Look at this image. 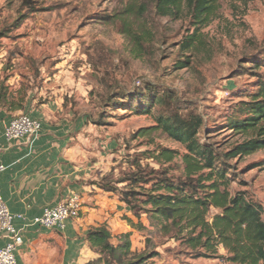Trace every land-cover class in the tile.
<instances>
[{
	"label": "rangeland",
	"instance_id": "rangeland-1",
	"mask_svg": "<svg viewBox=\"0 0 264 264\" xmlns=\"http://www.w3.org/2000/svg\"><path fill=\"white\" fill-rule=\"evenodd\" d=\"M23 1L0 0V86L5 95L0 107L16 117L36 116L63 135L67 157L80 173L81 193L91 188L97 196L101 189L96 185L117 181L136 161L145 172L163 168L179 178L185 147L162 131L138 137L160 116L172 114L170 108L183 118L200 116L204 126L198 139L218 153L250 139L224 125L237 105L248 101L246 91L264 83V53L254 55L264 50V0H218L201 31L203 44L193 53L180 51L192 31L188 19H127L130 0H34L38 8L25 7ZM122 17L127 19L123 25L114 20ZM187 56L197 67L178 70L176 64ZM165 92L179 104H171ZM117 99L119 106L112 104ZM162 149L177 152L172 163L161 166L147 159L146 153L159 155ZM227 167L231 194L242 192L264 209V148L230 160ZM110 202L114 214L105 218L116 237L126 227L121 222L126 208ZM142 219L148 231H133L132 247L142 252L150 239L149 249L160 254L155 264H229L218 258L225 255L222 249L208 257L184 250L146 216ZM49 259L28 263L63 264L54 251Z\"/></svg>",
	"mask_w": 264,
	"mask_h": 264
},
{
	"label": "trees",
	"instance_id": "trees-1",
	"mask_svg": "<svg viewBox=\"0 0 264 264\" xmlns=\"http://www.w3.org/2000/svg\"><path fill=\"white\" fill-rule=\"evenodd\" d=\"M217 3L218 0H130L124 16L127 19L154 16L168 21L188 19L192 31L181 42L180 51L193 53L203 44L201 31L216 12ZM23 4L38 8L34 0H24ZM125 17L114 20L123 25L127 22ZM151 34L152 37L156 35ZM147 37L148 33H145L139 39L140 46ZM263 53L264 50L254 55L261 57ZM196 62L187 56L176 66L178 70H194ZM3 92L4 88L0 86V96ZM168 93L165 92L170 103L179 104L175 95ZM245 96L248 101L237 105L224 126L250 139L229 152L218 153L199 141L198 135L204 126L200 116L183 118L171 108L172 114L160 116L154 127L138 133V137L146 138L162 131L183 145L187 152L182 157L183 174L177 179L170 177L163 168L145 172L136 161L122 178L96 185L105 193L117 195L129 208L137 222L124 217L128 226L139 232L148 231L142 219L146 216L152 227L157 226L164 236L179 241L184 250L208 257L222 249L225 255L218 258L229 264H264V209L248 200L244 193L233 195L229 189L228 162L264 148V83H259L253 92L246 91ZM112 104L119 106L122 102L117 99ZM13 105L11 103V107ZM146 154H149L147 159H153L161 166L172 163L177 156V152L168 149H162L159 155ZM118 184L126 186L119 188ZM131 236L132 233H125L115 237L107 224L90 228L84 241L97 258L88 264H155L152 260L160 254L149 249L150 239L146 249L137 252L133 250Z\"/></svg>",
	"mask_w": 264,
	"mask_h": 264
},
{
	"label": "crops",
	"instance_id": "crops-1",
	"mask_svg": "<svg viewBox=\"0 0 264 264\" xmlns=\"http://www.w3.org/2000/svg\"><path fill=\"white\" fill-rule=\"evenodd\" d=\"M15 117L13 111L0 107V166L4 167L0 172V194L12 214H20L26 218L25 222H16L22 239L15 253L16 259L19 264L51 261L49 255L54 251L63 264H88L97 255L84 239L90 228L103 224L110 226L105 217L109 213L114 214V211L109 210L110 204H106L107 201L126 208L122 217L136 219L129 208L113 194L97 190L95 196L91 188L87 189L88 193H81V182H78L80 173L78 169L75 171L67 157L70 149L64 142L68 141L59 137L63 135L56 130L49 129L42 123L43 130L36 140L8 142L5 131ZM31 117L37 119L36 116ZM72 194L80 197L84 194L81 198L82 209L80 218L69 220L64 232L27 226V223L41 216L46 208L57 206ZM112 197L113 200L110 199ZM81 214L84 216L81 217ZM121 222L126 226L121 234L135 231L125 221ZM0 243L5 244V241Z\"/></svg>",
	"mask_w": 264,
	"mask_h": 264
},
{
	"label": "built area",
	"instance_id": "built-area-1",
	"mask_svg": "<svg viewBox=\"0 0 264 264\" xmlns=\"http://www.w3.org/2000/svg\"><path fill=\"white\" fill-rule=\"evenodd\" d=\"M43 130L40 120L29 115L22 114L14 118L5 131V139L8 142L29 140L34 141ZM4 167L0 166V172ZM82 209V199L78 194H72L69 198L52 208H46L42 215L27 223V226L39 227L49 231L64 232L69 220L79 219ZM26 221L20 214H12L0 194V264H19L16 259V250L21 244V231L17 229V221Z\"/></svg>",
	"mask_w": 264,
	"mask_h": 264
}]
</instances>
